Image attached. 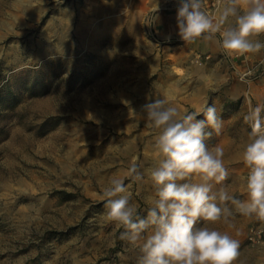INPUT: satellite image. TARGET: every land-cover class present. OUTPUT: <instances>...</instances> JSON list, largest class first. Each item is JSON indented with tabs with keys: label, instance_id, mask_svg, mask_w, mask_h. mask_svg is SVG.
Returning a JSON list of instances; mask_svg holds the SVG:
<instances>
[{
	"label": "rangeland",
	"instance_id": "rangeland-1",
	"mask_svg": "<svg viewBox=\"0 0 264 264\" xmlns=\"http://www.w3.org/2000/svg\"><path fill=\"white\" fill-rule=\"evenodd\" d=\"M178 6L179 0H0V264H137L140 246L107 219L103 191L111 179L123 180L146 217L156 192L149 169L159 153L158 130L143 106L155 98L182 114L216 107L223 126L206 143L224 148L229 175L213 190L226 187L246 199L241 148L250 128L246 113L236 120V98L229 97L231 84L244 79L235 65L214 70L199 39L164 38L158 19L176 16ZM203 10L218 16L216 0H204ZM225 57L222 49L216 60ZM256 60L255 68H264V53ZM134 158L140 182L128 175ZM221 206L232 210L229 223L209 226L237 239L235 264H249L256 247L246 248L238 224L249 217L230 202Z\"/></svg>",
	"mask_w": 264,
	"mask_h": 264
},
{
	"label": "clouds",
	"instance_id": "clouds-1",
	"mask_svg": "<svg viewBox=\"0 0 264 264\" xmlns=\"http://www.w3.org/2000/svg\"><path fill=\"white\" fill-rule=\"evenodd\" d=\"M218 16L209 15L204 0H179L176 20L184 42L219 37L228 54L244 56L264 50V0H216ZM155 12L159 5L155 3ZM264 104L249 101L243 117L249 125L248 139L241 155L248 171L241 177L246 199H238L226 187L213 190V182L222 184L229 172L224 163V148L209 146L206 139L218 135L223 121L212 104L199 112H185L162 98L143 106V112L158 130L155 147L158 164L149 169L156 187L146 217L138 214L139 205L131 203V194L123 180L111 179L104 188L107 219L123 227L122 239L139 244L137 264H235L239 241L227 231L210 227L229 223L232 210L246 217L264 221ZM202 116V119L198 117ZM211 129L212 131H209ZM128 175L144 179L136 159ZM198 181L193 182L191 178ZM219 202V203H218ZM203 221L204 226L197 227ZM151 229V231H148ZM148 233L145 235V233Z\"/></svg>",
	"mask_w": 264,
	"mask_h": 264
},
{
	"label": "crops",
	"instance_id": "crops-1",
	"mask_svg": "<svg viewBox=\"0 0 264 264\" xmlns=\"http://www.w3.org/2000/svg\"><path fill=\"white\" fill-rule=\"evenodd\" d=\"M174 18L176 19V16L168 14L160 15L158 19V25L161 27V23H164L165 28L162 32L164 38H173L175 40L183 41L178 34L177 20L175 21ZM263 37L264 35L258 37V39L264 41L262 39ZM218 41L219 37L213 38L211 40H205L201 38L197 41L199 44L204 42L205 46L208 47L210 51L209 57H211V62L209 64L214 70L218 71L220 68L224 69L223 67L228 64L231 66L235 65L236 74H242L248 71H257L262 73L261 78L257 81H252L249 79L240 80L236 78V81L231 84L229 97L236 98V104L238 105V109L236 111L237 120L238 116H241L242 113H247L249 101L253 106L257 104H264V68H261V66L259 68H255V61H257L256 59L263 55L264 50H261L258 53L246 54L244 56L228 54L226 52V60L228 62L225 60L223 64H220V62L217 60L220 52L222 51V47ZM255 219L256 217L253 216L247 219V221L242 220L239 222V231H242L243 235L245 233L247 234L249 226L255 222ZM247 254L248 255L246 259L249 261V264H264V244L251 249V251Z\"/></svg>",
	"mask_w": 264,
	"mask_h": 264
},
{
	"label": "built area",
	"instance_id": "built-area-1",
	"mask_svg": "<svg viewBox=\"0 0 264 264\" xmlns=\"http://www.w3.org/2000/svg\"><path fill=\"white\" fill-rule=\"evenodd\" d=\"M226 58V57H225ZM262 75L261 72L248 71L246 73L239 74L241 79L252 78L256 80ZM264 244V221L257 220L252 223L247 231L245 238L246 248L249 250L254 247L262 246Z\"/></svg>",
	"mask_w": 264,
	"mask_h": 264
}]
</instances>
